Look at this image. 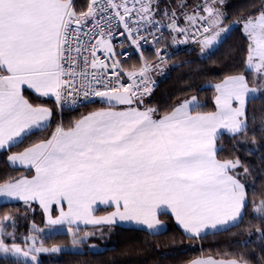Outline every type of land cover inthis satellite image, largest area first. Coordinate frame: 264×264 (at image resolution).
<instances>
[{"label": "snow or ice", "instance_id": "6c2138e0", "mask_svg": "<svg viewBox=\"0 0 264 264\" xmlns=\"http://www.w3.org/2000/svg\"><path fill=\"white\" fill-rule=\"evenodd\" d=\"M234 26L244 38L242 67L155 101L169 40L195 43L207 58ZM204 88L213 89L211 107L199 95ZM257 99H264V0H0V151L7 166L26 169L0 176V199L22 201L25 212L38 204L48 229L67 225L71 236L70 248L48 247L35 221L18 236V215L6 211L0 258L41 264V253L84 252L97 232L81 225L123 222L158 235L169 214L200 240L244 224L251 205L242 233L258 237L259 251H220L183 264H264V193L249 196L252 174L264 179V113L251 110ZM85 106L65 123V109Z\"/></svg>", "mask_w": 264, "mask_h": 264}, {"label": "trees", "instance_id": "16d2710c", "mask_svg": "<svg viewBox=\"0 0 264 264\" xmlns=\"http://www.w3.org/2000/svg\"><path fill=\"white\" fill-rule=\"evenodd\" d=\"M84 3L85 0H80ZM248 0H229L234 6H240L247 3ZM244 38L241 34L239 26L233 27L231 33L227 35L224 41L205 58L200 51L193 46L185 51L173 53L168 60L166 66V74L160 79L157 90L154 92V99L157 103L166 102L167 98H175L181 94L188 83L196 80L197 88L200 85L207 84L209 81L219 79L224 71L231 67H242L241 61L243 53L239 49L243 46ZM168 48L170 43L168 41ZM137 58H133L136 60ZM203 69V73L199 74V78L193 76ZM251 80V75H249ZM213 89L204 88L199 93L201 99L207 100L208 107H211V96ZM38 102L51 104L48 99H41ZM100 106V105H92ZM85 106L76 111L64 112V121L68 122L79 116L81 112L87 110ZM251 110L256 114L257 118L264 113V99H257L251 105ZM41 133H34L25 139L24 143L13 147L11 151H19L22 147ZM225 144L229 150L231 145L225 139ZM241 158L246 162L258 164V157L248 156L246 152L239 153ZM5 152L0 153V176L5 172L18 175L26 173V170L12 168L5 164ZM250 183L254 185L253 191L249 192L250 198L255 195L257 199L261 198L264 193V179L260 178L259 170L254 172L250 177ZM34 211L25 212L23 203H7L0 205V215L6 211H11L18 215V236L27 234L28 228L32 221H35L41 228H46L44 215L40 207L33 205ZM251 205L248 208V215L245 217V223L237 228L230 229L226 232L208 235L200 240H191L186 236L181 228L176 224L171 215H162L161 219L165 222L166 230L158 235H152L147 231L112 226L102 230H96L91 227L81 228V231H96L97 235L89 240L88 245L84 246L83 253L60 252L54 254H42L39 259L41 264H183L184 261L202 255H213L220 251H259L261 241L257 236L249 237L242 233L247 227V223L252 219ZM56 214V213H55ZM26 215V219L23 216ZM11 231V228H9ZM45 245L51 247L53 244H61L71 246V237L62 232L53 235L43 236ZM251 240V243L245 244V241ZM19 242V241H18ZM96 244L101 249L99 252H93L89 249V245ZM107 249V251H103ZM0 264H9L0 258Z\"/></svg>", "mask_w": 264, "mask_h": 264}, {"label": "built area", "instance_id": "2783aa9c", "mask_svg": "<svg viewBox=\"0 0 264 264\" xmlns=\"http://www.w3.org/2000/svg\"><path fill=\"white\" fill-rule=\"evenodd\" d=\"M163 31H164V35L168 36L167 29H164ZM194 45H195V43H192V42H186V43H181V44H172V46L170 48H168V52L171 53V57H172L173 53L185 51L187 49L192 48V46H194ZM147 52L148 53L152 52V47L150 45L145 46V53L147 54ZM132 58H136V55L133 54ZM166 70H167V68H166V66H164L163 70L161 72L157 73L156 79H158V80H159V78L161 79L166 74ZM157 87H158V81H157ZM157 87L154 89V92L157 90ZM80 108H82V107L75 108L74 110L65 109L64 112L76 111V110H79Z\"/></svg>", "mask_w": 264, "mask_h": 264}, {"label": "rangeland", "instance_id": "374dc122", "mask_svg": "<svg viewBox=\"0 0 264 264\" xmlns=\"http://www.w3.org/2000/svg\"><path fill=\"white\" fill-rule=\"evenodd\" d=\"M235 27V26H234ZM199 48V47H198ZM15 203H21V202H15ZM36 205V204H35ZM38 206V205H37ZM39 207V206H38ZM41 209V208H40ZM42 210V209H41ZM43 212V211H42ZM57 232H62V233H66V234H68L69 236H70V234L68 233V231H67V227H63V226H59V227H55V230L53 231V230H50V229H48L47 227L45 228V232H44V234H41V238L43 239V236H48V235H53V234H55V233H57ZM51 233V234H50ZM71 237V236H70ZM71 247V246H70ZM69 247V248H70ZM90 249V248H89ZM91 251H93V252H99V251H101V249L100 248H96V249H90ZM65 251H67V252H75V253H83V252H77V251H75V250H72V251H68V250H65ZM84 251H85V249H84ZM62 252H64V251H62ZM60 253V252H59ZM42 254H54V253H41L40 255H42Z\"/></svg>", "mask_w": 264, "mask_h": 264}, {"label": "crops", "instance_id": "0c3cea01", "mask_svg": "<svg viewBox=\"0 0 264 264\" xmlns=\"http://www.w3.org/2000/svg\"><path fill=\"white\" fill-rule=\"evenodd\" d=\"M199 46H197L196 48L199 50V48H198ZM1 152H4V151H0V153ZM16 168H18V169H23V170H26L25 168H23V167H16ZM15 202H21V203H23L22 201H15ZM15 202H13V203H15ZM1 204H7V203H4V201L2 200V199H0V205ZM36 205H38V204H36ZM39 206V205H38ZM56 214H58V212L56 213ZM170 215V214H169ZM175 220V219H174ZM176 222V221H175ZM176 224H177V222H176ZM178 225V224H177ZM61 226H63V227H67V225H61ZM113 226H117V227H123V228H134V229H140V230H144L143 229V227L142 226H139V225H129V224H127V223H123V222H117L115 225H113ZM179 226V225H178ZM56 227H59V226H56ZM180 227V226H179ZM81 228H84V226L83 225H81ZM165 229H166V226H165ZM182 230V229H181ZM144 231H146V230H144ZM148 232V231H147ZM164 232V231H163ZM149 233V232H148ZM184 233V232H183Z\"/></svg>", "mask_w": 264, "mask_h": 264}]
</instances>
